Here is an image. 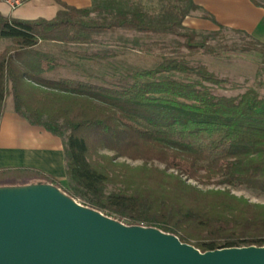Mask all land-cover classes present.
<instances>
[{"label":"trees","instance_id":"1","mask_svg":"<svg viewBox=\"0 0 264 264\" xmlns=\"http://www.w3.org/2000/svg\"><path fill=\"white\" fill-rule=\"evenodd\" d=\"M143 1L76 8L54 0L51 19L0 14V40L9 42L0 51V120L10 96L14 113L59 137L68 181L1 167L0 188L40 180L116 222L157 229L202 253L264 247V204L230 190L264 194V95L251 87L226 95L235 85L191 59L198 49L222 54L183 26L201 11L193 0ZM234 32L249 38L240 51L264 56V42ZM153 36L183 38L188 55H153L163 44Z\"/></svg>","mask_w":264,"mask_h":264},{"label":"water","instance_id":"2","mask_svg":"<svg viewBox=\"0 0 264 264\" xmlns=\"http://www.w3.org/2000/svg\"><path fill=\"white\" fill-rule=\"evenodd\" d=\"M17 200L0 193V264H264V247L202 253L173 235L123 225L53 194Z\"/></svg>","mask_w":264,"mask_h":264},{"label":"crops","instance_id":"3","mask_svg":"<svg viewBox=\"0 0 264 264\" xmlns=\"http://www.w3.org/2000/svg\"><path fill=\"white\" fill-rule=\"evenodd\" d=\"M69 6L86 8L91 0H62ZM10 0H0V14L20 20L51 19L58 11L54 0H29L17 9H11ZM202 13L211 14L221 25L245 32L253 39L264 42V6L250 0H193ZM189 16L185 17L188 19ZM200 18V17H199ZM193 27L210 30L215 25L206 19H196ZM63 141L41 127L14 113L12 107L4 109L0 120V168L29 167L38 169L67 183Z\"/></svg>","mask_w":264,"mask_h":264},{"label":"rangeland","instance_id":"4","mask_svg":"<svg viewBox=\"0 0 264 264\" xmlns=\"http://www.w3.org/2000/svg\"><path fill=\"white\" fill-rule=\"evenodd\" d=\"M10 1L11 9L14 10L29 0L24 2L21 0ZM143 2L151 4L152 6L153 4H156V1L154 0H147ZM258 2L264 6V0H258ZM155 11L156 9H153L151 13ZM200 15L201 13H190L188 15L189 18L184 19L183 26L189 30H194L197 33V36H195V42L204 41L208 46L221 50L222 54L215 56L213 54L204 52L202 49H198L191 59L203 63L208 67L209 71L213 72L220 78L229 80L230 83L235 85V88L233 89L221 91L226 95H234L236 93L242 92L247 87L254 88L258 91V93H260V95H264V56L254 51H240L243 43L249 41V38L244 36L242 33L234 32V29L227 28L225 26L224 29L220 30L216 26L210 30L193 27V21L200 19ZM126 35L132 36V34L129 33H126ZM152 40L163 43L161 46L155 47L152 50L153 55H157L159 53H163L168 56L188 55L187 50L182 46L183 38L173 36H153ZM8 44V41L0 40V51ZM223 48H226V50H222ZM8 107H11L10 96L6 97L4 104V109ZM107 154L111 155V153ZM118 161H125L132 166L141 165V161H130L123 158L118 159ZM155 165L162 168L161 165ZM21 182L19 183L23 185L0 188V193L3 192V194H10L14 198H16L17 195H22L23 197H18L17 202L30 199L35 200L53 194L69 201L76 206H79L80 208L89 209L79 202V200L69 198L60 190L52 188L49 185L42 183L40 180H27ZM64 186H68V181L64 184ZM230 190L233 194L237 196H243L251 202L264 204V194L259 191H255L243 186L231 187ZM33 192H35V196L28 198ZM100 214L103 216L102 213Z\"/></svg>","mask_w":264,"mask_h":264},{"label":"bare ground","instance_id":"5","mask_svg":"<svg viewBox=\"0 0 264 264\" xmlns=\"http://www.w3.org/2000/svg\"><path fill=\"white\" fill-rule=\"evenodd\" d=\"M33 196H35V192L31 193L30 196L28 198H32ZM18 197H23L22 195H17L15 199H18Z\"/></svg>","mask_w":264,"mask_h":264}]
</instances>
